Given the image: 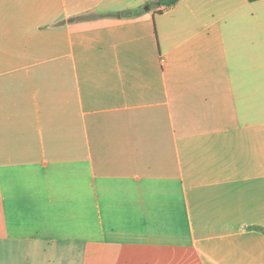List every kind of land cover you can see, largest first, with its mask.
<instances>
[{
    "label": "crops",
    "instance_id": "0c3cea01",
    "mask_svg": "<svg viewBox=\"0 0 264 264\" xmlns=\"http://www.w3.org/2000/svg\"><path fill=\"white\" fill-rule=\"evenodd\" d=\"M0 0V264H264V0Z\"/></svg>",
    "mask_w": 264,
    "mask_h": 264
},
{
    "label": "trees",
    "instance_id": "16d2710c",
    "mask_svg": "<svg viewBox=\"0 0 264 264\" xmlns=\"http://www.w3.org/2000/svg\"><path fill=\"white\" fill-rule=\"evenodd\" d=\"M249 2H257V1H261V0H248ZM179 2V0H159L158 4L159 5H166V6H173L175 4H177Z\"/></svg>",
    "mask_w": 264,
    "mask_h": 264
}]
</instances>
